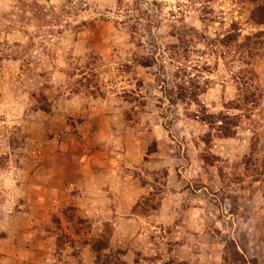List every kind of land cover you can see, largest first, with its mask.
I'll return each instance as SVG.
<instances>
[{
	"label": "rangeland",
	"instance_id": "374dc122",
	"mask_svg": "<svg viewBox=\"0 0 264 264\" xmlns=\"http://www.w3.org/2000/svg\"><path fill=\"white\" fill-rule=\"evenodd\" d=\"M22 2H36L46 11L73 4L75 9L60 26L37 27L25 19L30 16L26 4L0 0V264H82L85 244L90 264H99L93 246H111L117 215L85 216L66 202L51 209L47 200L43 209L22 174L25 164L60 159L90 135L123 165L129 162L123 171L145 188L131 215L118 216L136 220L124 226L128 232L121 231L133 244L130 251L122 250L125 263L156 264L169 257L187 264H264V174L244 159L251 144L252 158L264 157V50L250 67L219 59L210 71H199L197 60H214L200 53L202 44L195 46L200 52L189 48L186 65L168 59L165 49L175 42L172 31L182 25L210 36L224 33L232 21L242 35L264 31V25L246 21L249 4ZM150 51L156 52L152 66L137 64ZM178 68L210 81L199 96L200 106L237 117L230 136L194 116L198 105L185 109L162 99L163 89L178 81L174 75L183 71ZM240 68L253 70L243 76L259 88L252 107L239 105L232 76Z\"/></svg>",
	"mask_w": 264,
	"mask_h": 264
},
{
	"label": "trees",
	"instance_id": "16d2710c",
	"mask_svg": "<svg viewBox=\"0 0 264 264\" xmlns=\"http://www.w3.org/2000/svg\"><path fill=\"white\" fill-rule=\"evenodd\" d=\"M23 0H17L19 4H26ZM68 1V0H67ZM241 1V0H240ZM249 4L247 6L246 21L255 25H264V0H245ZM73 6L69 5L67 9H61L59 12L54 10L46 11L40 7L36 2L26 4L25 7L29 8L30 16H26V21H34L37 27L43 26L46 23H54V25L60 26V22L65 14H69ZM23 11V10H22ZM67 23V22H66ZM206 29V27H204ZM240 27L237 21H232L229 24V28L224 33L215 32L214 36L207 35L206 30H197L193 27H187L182 25L176 30L172 31V37L174 43L169 44L166 50L169 48V52L166 54L167 58L171 61H176L179 64H185L190 59L191 52L189 48H193V51L200 52L199 49L195 50V46L198 44L203 45L201 54L207 55L214 59L211 63L204 59L203 61L197 60V66L200 63L199 71H210L213 66H216L219 59L225 60V63L234 64L238 62L241 66L250 67L251 63L256 57L263 54L264 50V31L258 30L256 32H250L248 34H241ZM59 33V30L55 31ZM150 55L147 57H140L137 60V64L143 67H150L156 60L154 51H150ZM198 59V58H197ZM240 66V67H241ZM178 75L175 74V84L167 92L163 89L162 99L168 101L169 106H173L176 103H181L185 106V109L190 105H198V108L194 110L193 114L199 120L207 122L210 126L215 128L222 136H230L233 133V129L237 126V117H233L222 112L213 114L209 113L204 106H200L199 96L205 91L206 85L210 82L207 78H203L202 74H194L190 76V72H185L183 68H178L181 71ZM177 71V72H178ZM245 72L253 73L252 69L249 71L245 68H240L238 75L232 76L233 80L237 84V90L239 92L241 107H245L250 103V107L257 104L259 95V88L253 86L248 81L253 79H245ZM165 91V92H164ZM92 95L96 94L95 91L90 92ZM165 93V94H164ZM39 101H43V95L38 94ZM237 104V107H239ZM45 108V105L41 106ZM246 110V108H245ZM255 153V148L251 144V152L244 159L245 162H249L253 165L256 173L264 174V157L262 160L258 158H252ZM253 161V163H251ZM93 250L96 252V262L99 264H127L123 261L122 256L124 252L119 248H111L108 242H98L93 246ZM136 264V263H135ZM157 264V263H156ZM161 264H187L185 261L168 260Z\"/></svg>",
	"mask_w": 264,
	"mask_h": 264
},
{
	"label": "crops",
	"instance_id": "0c3cea01",
	"mask_svg": "<svg viewBox=\"0 0 264 264\" xmlns=\"http://www.w3.org/2000/svg\"><path fill=\"white\" fill-rule=\"evenodd\" d=\"M86 140L84 144L75 142L72 149L63 151L62 158L48 164H25L22 174L24 179L29 180L27 189L39 197V207L43 209H46L47 200L51 209L66 202L75 204L85 216L107 212L117 215L110 247L130 251L133 244L125 242L121 231L128 232L124 226L132 227L136 220L118 216L131 215L133 203L145 192V188L123 171V167L131 164L124 161L123 165L117 160L114 151H107L98 142L99 137L93 141L95 137L90 135ZM107 198L108 201L113 199V204L106 203ZM90 251L87 244L83 245L82 264H90ZM168 260L171 259L168 257ZM168 260L161 259L157 264ZM176 261L187 262L184 259Z\"/></svg>",
	"mask_w": 264,
	"mask_h": 264
}]
</instances>
